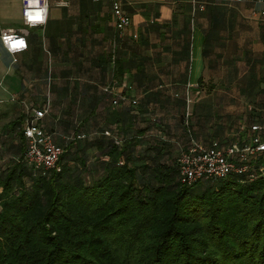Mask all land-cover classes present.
I'll use <instances>...</instances> for the list:
<instances>
[{
	"label": "crops",
	"instance_id": "0c3cea01",
	"mask_svg": "<svg viewBox=\"0 0 264 264\" xmlns=\"http://www.w3.org/2000/svg\"><path fill=\"white\" fill-rule=\"evenodd\" d=\"M112 2L49 0L46 24L28 26L24 0H0V34L28 41L13 54L0 37V161L21 156L34 109L64 147L165 144L169 159L193 141L249 142L264 125V0H123L122 32Z\"/></svg>",
	"mask_w": 264,
	"mask_h": 264
},
{
	"label": "trees",
	"instance_id": "16d2710c",
	"mask_svg": "<svg viewBox=\"0 0 264 264\" xmlns=\"http://www.w3.org/2000/svg\"><path fill=\"white\" fill-rule=\"evenodd\" d=\"M24 128L21 156L0 161V264H264V155L253 180L188 186L165 144L138 157L131 141L78 140L44 170Z\"/></svg>",
	"mask_w": 264,
	"mask_h": 264
},
{
	"label": "built area",
	"instance_id": "2783aa9c",
	"mask_svg": "<svg viewBox=\"0 0 264 264\" xmlns=\"http://www.w3.org/2000/svg\"><path fill=\"white\" fill-rule=\"evenodd\" d=\"M112 6L117 29L122 32L131 24V16L124 9L123 0H113ZM48 12L49 0H24L22 15L26 25L33 26L32 22L40 20L43 22L36 23L35 26L46 24ZM0 37L8 50L15 48L16 41L21 38L26 42L28 48V41L23 31L3 30ZM21 51L10 52L15 54ZM114 103H118V100H115ZM46 113V109H34L26 120L24 128V135L27 139L25 160L29 165L38 169H58L64 147L57 144L52 134L46 131L41 124ZM252 131L251 139L243 145L236 143L226 147L216 144L204 146L193 141L191 146L183 148L177 158L182 184L191 186L201 181L215 182L231 174H246L249 180L255 179L258 176V170L254 167L253 162L264 155V126L255 124L252 126ZM259 172L264 174V168L260 167Z\"/></svg>",
	"mask_w": 264,
	"mask_h": 264
},
{
	"label": "clouds",
	"instance_id": "9594fccd",
	"mask_svg": "<svg viewBox=\"0 0 264 264\" xmlns=\"http://www.w3.org/2000/svg\"><path fill=\"white\" fill-rule=\"evenodd\" d=\"M43 21L40 20V21H35V22H32L33 23V26H35L36 23H42ZM16 44H21L22 46L20 47H15V48H9V51H12V52H17V51H21V50H24L27 48V44L26 42L21 38V39H18L16 41Z\"/></svg>",
	"mask_w": 264,
	"mask_h": 264
},
{
	"label": "snow or ice",
	"instance_id": "6c2138e0",
	"mask_svg": "<svg viewBox=\"0 0 264 264\" xmlns=\"http://www.w3.org/2000/svg\"><path fill=\"white\" fill-rule=\"evenodd\" d=\"M15 46H16V47H20V46H22V45H21V44H16Z\"/></svg>",
	"mask_w": 264,
	"mask_h": 264
},
{
	"label": "rangeland",
	"instance_id": "374dc122",
	"mask_svg": "<svg viewBox=\"0 0 264 264\" xmlns=\"http://www.w3.org/2000/svg\"><path fill=\"white\" fill-rule=\"evenodd\" d=\"M261 99H263V98H261ZM261 99H260V100H261ZM260 100H259V101H260ZM263 100H264V99H263Z\"/></svg>",
	"mask_w": 264,
	"mask_h": 264
}]
</instances>
